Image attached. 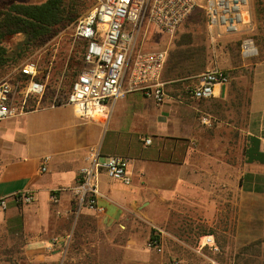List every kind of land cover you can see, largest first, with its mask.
I'll use <instances>...</instances> for the list:
<instances>
[{"label": "crops", "instance_id": "obj_1", "mask_svg": "<svg viewBox=\"0 0 264 264\" xmlns=\"http://www.w3.org/2000/svg\"><path fill=\"white\" fill-rule=\"evenodd\" d=\"M248 4L251 23L242 21L235 31L217 32L215 27L208 31L212 47L206 68L217 66L228 77L227 82L215 84L208 98L196 99L187 93L198 84L199 73L185 72L174 81L163 80L164 71L162 80L169 96L163 102L156 103L139 91L127 93L115 102L105 123L79 115L70 104H51L48 97L40 106L0 121V197H7L10 207L15 205L13 193L27 189L34 196L29 204L37 226L25 244L31 264L52 260L43 251L50 230L60 221L71 224L80 231L77 237L84 239L88 232L102 229L108 233L118 226L159 227L153 224L166 222L164 217L176 203L177 217H212L217 202L222 203L218 193L227 192L231 183L240 186L247 164V137H264V20L254 3L248 0ZM247 36L257 47L252 57L240 51L239 42ZM219 126L237 128L233 141L242 138L241 173L235 164L215 154H226L236 144L231 143L230 132ZM91 146L100 147V158L111 154L129 157V186L100 171L103 196L99 202L104 207L100 214L86 207L77 210L70 190ZM45 157L46 170L42 171ZM53 191L56 202L50 200ZM242 196L244 203V192ZM75 241L76 246L82 243ZM131 242L125 246H135Z\"/></svg>", "mask_w": 264, "mask_h": 264}, {"label": "rangeland", "instance_id": "obj_2", "mask_svg": "<svg viewBox=\"0 0 264 264\" xmlns=\"http://www.w3.org/2000/svg\"><path fill=\"white\" fill-rule=\"evenodd\" d=\"M44 0H0V13L13 3H39ZM79 14L72 20L65 21L54 26L51 32L37 41L28 45L23 57L18 61L9 60L0 65V80L6 76L17 75V66L28 58L38 62L40 76H47L46 96L62 93L68 89L73 79L74 71L80 66L82 59V45L79 41L72 42V33L76 21L86 14L97 0H74ZM254 3L260 19L264 20V0H250ZM252 4V3H251ZM206 14L202 8H197L190 13L178 26L173 36L169 37L158 29L151 27L144 39L142 47L146 50L168 48L169 54H177L181 62L176 68L177 74L183 75L186 71H198L207 69V62L211 53V44L208 41V26ZM210 32V31H209ZM24 37L13 34L1 39L0 47L11 50ZM0 52L3 53L0 49ZM174 58V57H173ZM176 60V59H175ZM172 63L167 61V66ZM211 68V67H209ZM179 75V76H181ZM231 125L242 121H230ZM219 130L229 131L231 143L235 148L226 154L215 153L223 156L236 165L238 172L243 171V141L235 138L237 128L217 127ZM233 135V136H232ZM105 160L106 158H100ZM255 174L250 186L259 184L261 191L246 189V173ZM238 174V173H237ZM245 193V202H241ZM219 201L215 215L204 216L191 214L190 216L177 217V203L171 208L170 215L164 217L166 222L158 225L161 231L162 250L160 252L149 248L147 245L150 229L140 226L127 228L118 226L117 230L105 232L92 231L86 233L87 237H77L79 230L71 224L59 222L54 230H50L49 242L53 237H64L70 234L66 245L59 242L52 246H45L44 254L52 257V260L41 264H238L235 254L238 250L250 242L264 236V163L253 162L246 164L245 177L240 178V186L237 182L231 183L227 192H219ZM228 197V202L225 201ZM240 198V205L238 199ZM32 204H15L0 211V264H31L25 253V244L34 229L37 220L31 215ZM162 219L163 217H157ZM165 219V220H166ZM48 222H52L48 219ZM124 226V225H123ZM32 227V228H31ZM157 227V226H156ZM31 228V229H30ZM211 235L214 245L205 244L204 231ZM261 231V233H259ZM79 231V232H78ZM82 240L81 244H77ZM216 239V241H215ZM130 240L135 246L127 247ZM48 242V243H49ZM48 245V244H47ZM84 253L82 256L80 252ZM249 251H253L252 248ZM77 256L76 262L73 257ZM241 263L242 261L239 260ZM240 263V264H241Z\"/></svg>", "mask_w": 264, "mask_h": 264}, {"label": "built area", "instance_id": "obj_3", "mask_svg": "<svg viewBox=\"0 0 264 264\" xmlns=\"http://www.w3.org/2000/svg\"><path fill=\"white\" fill-rule=\"evenodd\" d=\"M248 0H97L96 4L74 26L72 42L82 45L79 69L69 88L55 93L51 104H70L75 111L87 118L103 123L109 119L115 102L127 93L139 91L156 103L169 95L164 87L162 73L165 68L168 48L146 50L142 41L151 27L169 37L178 26L197 8L206 14L209 31L212 28L226 32L235 31L244 21L251 23ZM244 57H252L257 47L249 36L240 42ZM17 76H6L0 80V121L40 106L47 90V76H40L38 62L28 58L16 68ZM225 71L217 66L199 73L198 84L189 88L190 97L203 99L212 96L215 84L227 82ZM177 98V97H176ZM181 96L179 99L181 100ZM150 139H145L149 143ZM259 149L264 153V137ZM99 146H91L85 154V162L79 168L70 190L77 210L86 207L95 213H103L99 202V174L104 170L112 180L125 186L131 184L128 170L129 157L111 154L100 160ZM45 157L41 170H46ZM15 204L26 205L33 201L30 190H21L11 195ZM56 191L50 200L56 202ZM8 207V198L0 197V211ZM148 237L149 248L162 250L161 229L153 227ZM203 245H214L211 235L204 236ZM70 234L53 237L48 243L64 245ZM174 264H180L174 261Z\"/></svg>", "mask_w": 264, "mask_h": 264}, {"label": "trees", "instance_id": "obj_4", "mask_svg": "<svg viewBox=\"0 0 264 264\" xmlns=\"http://www.w3.org/2000/svg\"><path fill=\"white\" fill-rule=\"evenodd\" d=\"M77 4L74 0H44L39 3H13L9 5L2 13H0V41L2 38L19 34L24 37L23 41L16 44L11 50H4L0 47L3 53L0 52V65L5 64L9 60L18 61L23 57L25 50L28 45L33 41H37L49 34L52 28L65 21L72 20L76 15L79 14ZM264 41V40H263ZM1 43V42H0ZM240 43V42H239ZM1 45V44H0ZM174 57V58H173ZM177 54L167 55V61L172 63L171 66L164 68L163 80H174L181 77L175 71L178 64L181 62V57L178 58ZM176 59V60H175ZM79 67L74 71L73 78L75 77ZM189 73H199L198 71H186ZM16 77H18L16 75ZM72 81V80H71ZM71 83V82H70ZM70 85V84H69ZM69 88V86H68ZM67 90V89H66ZM48 97L51 100L52 96ZM260 138L254 135L247 137L246 147L244 149V155L246 162H260L264 163V153L259 149ZM255 177L254 173H246V189H253L255 191H261L262 187L259 184L250 186V182ZM154 230L151 229L150 235ZM214 231L203 232L204 235L207 233H213ZM216 241V239H215ZM252 248L253 251H249ZM237 263L240 264H264V236L258 238L247 245L242 246L235 254Z\"/></svg>", "mask_w": 264, "mask_h": 264}]
</instances>
